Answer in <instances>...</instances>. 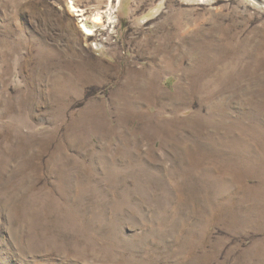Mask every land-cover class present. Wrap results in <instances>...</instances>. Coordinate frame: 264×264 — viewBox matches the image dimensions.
I'll use <instances>...</instances> for the list:
<instances>
[{
	"label": "rangeland",
	"instance_id": "obj_1",
	"mask_svg": "<svg viewBox=\"0 0 264 264\" xmlns=\"http://www.w3.org/2000/svg\"><path fill=\"white\" fill-rule=\"evenodd\" d=\"M0 264H264V0H0Z\"/></svg>",
	"mask_w": 264,
	"mask_h": 264
},
{
	"label": "bare ground",
	"instance_id": "obj_2",
	"mask_svg": "<svg viewBox=\"0 0 264 264\" xmlns=\"http://www.w3.org/2000/svg\"><path fill=\"white\" fill-rule=\"evenodd\" d=\"M69 8L72 12H76V13H79V12H82L80 13L79 16H82V19L81 21H90L92 23L91 26H89L86 22H84L82 25H81V29L85 32V34L87 35H92L94 33V29L95 27H97L98 25H101L103 23V16L100 12L98 13H95L93 15H91L89 18L85 15V12L84 10H81L79 9L75 4L74 2H70L69 3Z\"/></svg>",
	"mask_w": 264,
	"mask_h": 264
}]
</instances>
